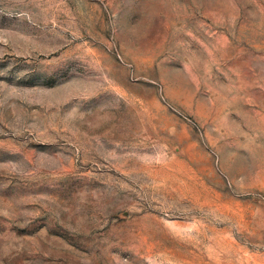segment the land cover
Listing matches in <instances>:
<instances>
[{"label": "rangeland", "instance_id": "374dc122", "mask_svg": "<svg viewBox=\"0 0 264 264\" xmlns=\"http://www.w3.org/2000/svg\"><path fill=\"white\" fill-rule=\"evenodd\" d=\"M0 264H264V0H0Z\"/></svg>", "mask_w": 264, "mask_h": 264}]
</instances>
